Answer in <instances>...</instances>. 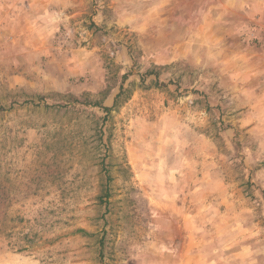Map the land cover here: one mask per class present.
<instances>
[{
  "label": "rangeland",
  "instance_id": "1",
  "mask_svg": "<svg viewBox=\"0 0 264 264\" xmlns=\"http://www.w3.org/2000/svg\"><path fill=\"white\" fill-rule=\"evenodd\" d=\"M0 264H264V0H0Z\"/></svg>",
  "mask_w": 264,
  "mask_h": 264
},
{
  "label": "trees",
  "instance_id": "2",
  "mask_svg": "<svg viewBox=\"0 0 264 264\" xmlns=\"http://www.w3.org/2000/svg\"><path fill=\"white\" fill-rule=\"evenodd\" d=\"M125 91L123 90V88H121V91L119 92V94L115 97V100H114V105L112 107H107V106H104L103 103H99L97 104V106L99 108H101L104 112L106 113H109L111 112L112 110H115L119 104H120V99H122L123 95H124ZM61 99H66L68 103H75V102H79L77 98H74L72 96H68V98H66L67 96H62L61 94H57L55 95ZM48 96H38V95H33L31 96L30 98H26L25 100V103L27 104H32V105H42V104H46L45 101H46V98ZM104 98H108V95L105 94L104 95ZM87 104H91L90 102H86ZM48 105V104H46ZM49 106V105H48ZM109 194H107V196H104L103 198H101V200L103 201H108L109 202Z\"/></svg>",
  "mask_w": 264,
  "mask_h": 264
}]
</instances>
